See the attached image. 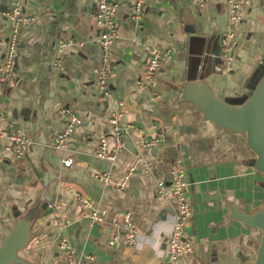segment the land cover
I'll return each mask as SVG.
<instances>
[{"label": "crops", "instance_id": "1", "mask_svg": "<svg viewBox=\"0 0 264 264\" xmlns=\"http://www.w3.org/2000/svg\"><path fill=\"white\" fill-rule=\"evenodd\" d=\"M118 4V39L112 44L114 72L110 79L113 100L125 103L122 125L138 133L126 137V148L110 164L95 156L101 137L108 150L113 143L108 123L112 101L96 91L95 70L102 49L96 42L98 0H23L24 15L31 19L19 29L14 75L0 87V244L15 218L30 216L31 237L21 256L30 264H67L59 249L64 238L77 264H166L161 257L164 238L174 212L172 202L155 194L158 181L169 180V165L183 158L193 214L182 230L192 238L195 253L181 256L178 264H240L237 254L254 256L260 233L232 219L230 208L253 214L264 204V176L251 165L254 155L244 135L220 130L203 121L196 108L180 99L188 68L209 82L243 88L264 55V0H249V9L238 25L235 60L229 73L220 69V37L226 29L223 0H207L204 9L194 0H145L143 16L134 20L133 0H104ZM14 0H0V60L9 35L4 17ZM60 42L68 47L58 52ZM142 43L170 48L156 78L137 89V80L148 56ZM59 58L62 71L53 70ZM219 92V91H218ZM231 92H228L230 94ZM62 106L72 107L82 123L68 141L67 152L51 147L52 136L63 128ZM13 124L32 142L24 159L6 151L5 133ZM159 138L151 150L138 149V140ZM73 159L65 167L62 160ZM137 157L152 163L150 171L128 168ZM109 172L113 182L128 176L126 187L96 181L94 173ZM55 183L52 200L42 209ZM81 193L106 209L104 223L89 227L80 217L81 206L73 193ZM132 214L136 229L148 244L135 251L123 243L110 247L115 223ZM68 220L65 224L64 220Z\"/></svg>", "mask_w": 264, "mask_h": 264}, {"label": "built area", "instance_id": "2", "mask_svg": "<svg viewBox=\"0 0 264 264\" xmlns=\"http://www.w3.org/2000/svg\"><path fill=\"white\" fill-rule=\"evenodd\" d=\"M23 0H14L10 8L4 12V17L8 23L9 35L5 43V52L0 60V87L5 84L15 72V55L19 43V29L26 22L31 21L30 18L24 15L22 9ZM135 11L132 15L134 20H139L144 14L145 0H133ZM195 5L204 9L207 0H194ZM223 5L226 11V29L220 37V53L218 55L221 66L218 69L219 73L225 75L229 73L230 67L235 60V49L240 47L236 40L238 25L241 23L244 13L249 9V0H223ZM97 13L95 16V25L98 29L96 42L102 49L101 64L95 70L96 74V91L101 100H110L113 105L108 114V123L112 137L113 149L108 150L106 139L101 137L98 142V149L95 156L107 163H114L116 155L119 151L126 148V137L130 132L141 135L137 128L130 125H122V119L125 116V106L122 99L113 100L110 79L114 72V61L111 51L112 44L118 39L116 13L118 4L98 0L96 3ZM66 42H60L58 52L68 47ZM142 49L147 54L148 60L142 70L137 83V89L147 87L155 78L156 74L163 61L167 60L172 54L170 48L161 47L156 44L142 43ZM53 70L56 72L62 71V64L59 58H55L52 64ZM58 116L63 119V128L52 136L51 147L58 152H67L68 141L74 134L76 129L80 127L82 121L72 107L62 106L58 110ZM3 133L0 132V137ZM5 137L9 141L6 151L12 153L16 159H24L32 147V142L20 134V130L13 124L8 125V130ZM160 143L159 138L146 139L139 136L138 149L151 150L156 148ZM3 159L0 157V164ZM65 167H70L73 164L71 157H66L62 160ZM152 163L144 160L142 157H137L133 164L128 168V175H131L136 170L150 171ZM92 177L104 185H115L118 190H123L126 187L128 176L122 181L116 183L111 180L109 172L94 173ZM189 186L187 172L183 158L174 159L169 165V180L158 181L155 186V194L162 199L168 200L174 205L172 222L170 230L164 238L165 250L161 257L166 261V264H178L181 256H191L195 253V243L192 238H183L182 230L188 223L193 214L190 200L187 196V188ZM74 200L81 206L80 217L88 220L89 227L101 225L104 223L106 209L100 207L94 201L81 193H73ZM48 207L52 206L48 204ZM65 224L68 220H64ZM117 232L108 241L107 245L115 246L117 243L131 248L135 251H140L148 244V240L136 229L132 214L125 212L122 217L115 223ZM60 250L67 254V264H77L73 259V251L64 238H60L57 242Z\"/></svg>", "mask_w": 264, "mask_h": 264}, {"label": "water", "instance_id": "3", "mask_svg": "<svg viewBox=\"0 0 264 264\" xmlns=\"http://www.w3.org/2000/svg\"><path fill=\"white\" fill-rule=\"evenodd\" d=\"M219 53L220 51L216 54L217 57ZM199 65L200 58L197 60V68H188L186 80L180 90V99L193 105L203 121L220 130L244 135L247 148L254 155L250 163L264 176V55L259 65L260 71L253 74L245 87L236 88V94H233L234 88L219 82H209L198 75ZM218 73L213 68L211 74ZM54 189L53 182L42 209L52 200ZM230 213L232 219L260 233L252 258L242 253L237 254L240 264H264V204L250 215L234 207L230 208ZM14 218L13 226L0 244V264H30L21 256V252L30 241L31 217L19 218L14 215Z\"/></svg>", "mask_w": 264, "mask_h": 264}]
</instances>
